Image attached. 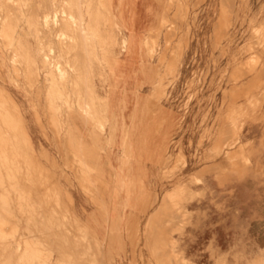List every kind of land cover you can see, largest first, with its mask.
Returning <instances> with one entry per match:
<instances>
[{"label": "rangeland", "instance_id": "374dc122", "mask_svg": "<svg viewBox=\"0 0 264 264\" xmlns=\"http://www.w3.org/2000/svg\"><path fill=\"white\" fill-rule=\"evenodd\" d=\"M108 2L0 0V264H94L87 249L94 240L74 233L78 224L58 201L68 192L59 167L33 147L11 111L23 64L17 18L103 17ZM149 16V116L166 104L172 124L160 185L134 192L150 195L161 212L155 221L177 225L181 250L173 243L165 251L176 264H264V219L258 227L241 218L230 190L264 178V0H150ZM32 87L28 81L25 88ZM59 102L63 118L73 106L68 97ZM120 160L127 163V152ZM133 257L150 264L142 251Z\"/></svg>", "mask_w": 264, "mask_h": 264}, {"label": "crops", "instance_id": "0c3cea01", "mask_svg": "<svg viewBox=\"0 0 264 264\" xmlns=\"http://www.w3.org/2000/svg\"><path fill=\"white\" fill-rule=\"evenodd\" d=\"M107 5L103 17L17 18L22 130L59 167L68 192L58 201L78 224L74 233L94 240L87 246L94 250V264H135L134 251H142L150 264H176L165 251L173 243L175 251L181 250L177 225L155 221L161 212L150 206V195L133 189L160 185L157 175L172 124L166 104L156 117L149 116L155 67L143 42L151 26L150 0H109ZM60 97L73 106L63 118ZM123 152L129 157L124 166ZM259 178L230 187L239 216L258 227L263 222L257 219H264V178ZM118 186L126 192H118Z\"/></svg>", "mask_w": 264, "mask_h": 264}, {"label": "bare ground", "instance_id": "6f19581e", "mask_svg": "<svg viewBox=\"0 0 264 264\" xmlns=\"http://www.w3.org/2000/svg\"><path fill=\"white\" fill-rule=\"evenodd\" d=\"M94 2H95V0H94ZM95 4V3H94ZM7 6V5H6ZM77 6V5H76ZM43 7V6H42ZM87 7V6H86ZM35 10V9H34ZM78 12H79V14H81L82 13V7L81 6H78ZM75 13H77V12H75ZM66 14H67V12H66ZM78 15V14H77ZM75 17V16H74ZM79 17H80V15H79ZM60 21H61V19H60ZM104 21V20H103ZM66 23V22H65ZM102 24H103V22H102ZM70 25V24H69ZM79 25H80V23H79ZM68 28H70L69 26H67ZM80 27H81V25H80ZM82 28V27H81ZM77 29V28H76ZM80 30V29H79ZM69 31H71V30H69ZM84 30H80V32H83ZM79 34V33H78ZM84 34H87V33H84ZM81 36V35H80ZM79 36V37H80ZM82 36H83V34H82ZM81 36V37H82ZM85 37L84 38H86L87 36L86 35H84ZM78 37V38H79ZM88 38H89V36H88ZM83 39V38H82ZM81 40V39H80ZM86 40V39H85ZM84 40V41H85ZM82 41V40H81ZM89 43V42H88ZM64 44V43H63ZM69 44V43H68ZM88 45V44H87ZM69 46V45H68ZM63 47V46H62ZM84 47V46H83ZM14 49V48H13ZM75 54V53H74ZM84 57V56H83ZM47 59V58H46ZM81 59V58H80ZM84 92V91H83ZM82 92V93H83ZM88 98V97H87ZM14 101V100H13ZM17 105V104H16ZM82 112V111H81ZM11 114H13L15 117H16V119H17V117H18V115H20V114H18V112H17V109L16 110H13V111H11ZM20 117V116H19ZM21 118V117H20ZM24 130H26V129H24ZM25 132V131H24ZM27 135H28V133H26ZM104 157V156H103Z\"/></svg>", "mask_w": 264, "mask_h": 264}]
</instances>
